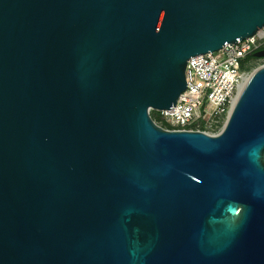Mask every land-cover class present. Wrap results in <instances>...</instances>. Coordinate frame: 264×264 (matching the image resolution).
Listing matches in <instances>:
<instances>
[{
  "label": "water",
  "instance_id": "1",
  "mask_svg": "<svg viewBox=\"0 0 264 264\" xmlns=\"http://www.w3.org/2000/svg\"><path fill=\"white\" fill-rule=\"evenodd\" d=\"M262 27L264 0H0V264H264V64L216 134L150 114Z\"/></svg>",
  "mask_w": 264,
  "mask_h": 264
},
{
  "label": "built area",
  "instance_id": "2",
  "mask_svg": "<svg viewBox=\"0 0 264 264\" xmlns=\"http://www.w3.org/2000/svg\"><path fill=\"white\" fill-rule=\"evenodd\" d=\"M262 48L264 27L231 44L224 42L217 50L190 56L185 67L186 88L173 107L155 110L158 118L155 121L170 129L218 133L250 76L243 68L245 60ZM258 59L263 65L264 56Z\"/></svg>",
  "mask_w": 264,
  "mask_h": 264
},
{
  "label": "rangeland",
  "instance_id": "3",
  "mask_svg": "<svg viewBox=\"0 0 264 264\" xmlns=\"http://www.w3.org/2000/svg\"><path fill=\"white\" fill-rule=\"evenodd\" d=\"M260 64H261V61L258 59V57L252 56V57L247 58V60H245L243 64V68L251 74L255 68L260 66ZM150 114L154 116L155 115L154 110L151 109Z\"/></svg>",
  "mask_w": 264,
  "mask_h": 264
},
{
  "label": "trees",
  "instance_id": "4",
  "mask_svg": "<svg viewBox=\"0 0 264 264\" xmlns=\"http://www.w3.org/2000/svg\"><path fill=\"white\" fill-rule=\"evenodd\" d=\"M253 55L252 54H250V55H248V57L247 58H249V57H252ZM154 112H155V115L153 116V115H151L152 116V118L154 119V120H158V118H157V115H156V111L154 110ZM163 126H165V124H162Z\"/></svg>",
  "mask_w": 264,
  "mask_h": 264
},
{
  "label": "bare ground",
  "instance_id": "5",
  "mask_svg": "<svg viewBox=\"0 0 264 264\" xmlns=\"http://www.w3.org/2000/svg\"><path fill=\"white\" fill-rule=\"evenodd\" d=\"M260 32H262V31L260 30Z\"/></svg>",
  "mask_w": 264,
  "mask_h": 264
},
{
  "label": "flooded vegetation",
  "instance_id": "6",
  "mask_svg": "<svg viewBox=\"0 0 264 264\" xmlns=\"http://www.w3.org/2000/svg\"><path fill=\"white\" fill-rule=\"evenodd\" d=\"M254 56V55H253Z\"/></svg>",
  "mask_w": 264,
  "mask_h": 264
}]
</instances>
